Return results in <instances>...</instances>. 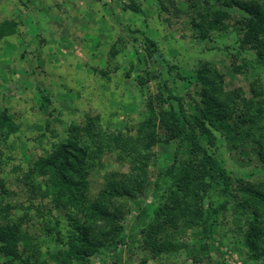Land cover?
<instances>
[{
	"label": "rangeland",
	"instance_id": "obj_1",
	"mask_svg": "<svg viewBox=\"0 0 264 264\" xmlns=\"http://www.w3.org/2000/svg\"><path fill=\"white\" fill-rule=\"evenodd\" d=\"M134 1L140 5L139 14L123 8L129 0H0V27L10 33L0 39V113L7 114L15 127L9 135L0 130V188L3 185L6 190L0 197L17 207L13 222L29 212L26 230L35 237L42 254L60 248L71 230L70 220L61 210H53L51 215L40 208L37 212L33 203L41 200L29 191L24 173L65 141L73 126L98 116L104 131L133 133L144 118L145 104L158 93L162 82L182 96L186 106L192 103L188 94L197 99V90L187 87L176 73L184 77L203 62L212 63L224 75L225 90L240 87L248 92L253 76L264 90V68L255 75L250 68L245 75L239 73L242 61L254 60V54L240 45L231 27L200 40L189 25L186 0ZM233 15L229 26L239 18L237 13ZM144 35L156 42L161 58L147 55ZM168 65L177 70H168ZM45 96L49 104L41 111ZM216 146L215 157L232 176L253 181L262 178L264 169L250 148L240 157L222 142ZM172 149L154 147L150 186L126 201L124 243L102 249L91 258V264H138L143 259L138 233L151 221L152 204L157 205L169 185L163 172L171 162ZM115 171L126 172L127 166L113 155L103 156L87 178L91 198ZM212 198L218 200L211 195L209 201ZM248 212L237 209L233 202L227 204L218 215L221 245L208 243L198 263L191 257L196 251L183 246L173 254L149 259L147 264H259L246 256L241 241L251 220ZM183 242L193 241L186 235ZM4 262L6 258L0 254V264Z\"/></svg>",
	"mask_w": 264,
	"mask_h": 264
},
{
	"label": "trees",
	"instance_id": "obj_2",
	"mask_svg": "<svg viewBox=\"0 0 264 264\" xmlns=\"http://www.w3.org/2000/svg\"><path fill=\"white\" fill-rule=\"evenodd\" d=\"M186 1L189 25L196 38L205 40L212 32L231 27L240 45L254 54V60L242 61L239 73L245 75L250 68L255 75L264 68V0ZM123 8L141 13L134 0ZM236 13L239 18L229 26ZM7 35V28L2 30L1 26L0 39ZM143 43L149 57H162L152 38L144 35ZM167 68L177 70L171 65ZM176 78L187 87L193 86L197 99L188 94L192 103L186 106L183 97L164 81L145 104L144 118L133 133L104 131L98 116L89 117L83 125L73 126L65 141L39 157L24 173L29 191L41 200L33 203L37 212L40 208L51 215L53 210H61L70 220L71 230L55 252L42 254L35 237L26 230L29 212L13 222L12 212L17 207L0 197V254L6 258L3 264H91V258L102 249L122 245L126 201L150 186L149 169L157 145L173 147L171 162L163 172L169 185L157 205L152 204L148 215L151 221L138 233L143 254L138 264L173 254L183 246L195 250L191 257L197 263L201 261L208 243L221 245L217 238L218 215L229 202L243 212L249 211L251 220L242 232V245L251 261L264 264V173L257 181L232 176L215 157L219 142L240 157L250 148L263 171V86L253 76L248 92L240 87L225 90L224 75L210 62L198 64L184 77L176 73ZM48 104V97H43L41 111H46ZM13 129L9 116L0 113V130L9 135ZM105 155H113L127 166V171L112 172L98 195L91 198L87 178ZM0 189L6 194L3 185ZM211 195L218 200L209 201ZM206 198L208 202L204 203ZM186 235L191 236V244L183 242Z\"/></svg>",
	"mask_w": 264,
	"mask_h": 264
}]
</instances>
